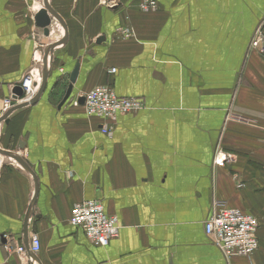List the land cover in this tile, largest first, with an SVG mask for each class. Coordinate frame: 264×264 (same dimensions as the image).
Here are the masks:
<instances>
[{
    "label": "crops",
    "instance_id": "obj_1",
    "mask_svg": "<svg viewBox=\"0 0 264 264\" xmlns=\"http://www.w3.org/2000/svg\"><path fill=\"white\" fill-rule=\"evenodd\" d=\"M140 1L49 0L66 44L52 53L37 103L0 123V149L38 183L35 191L20 164L0 155V264H264V55L249 48L264 0H153L148 11ZM41 7L0 0V109L43 55L33 22ZM121 26L132 36L119 37ZM103 85L144 103L118 116L110 135L70 102ZM218 153L231 157L222 167ZM87 200L118 219L105 247L69 223ZM216 200L258 220L252 255L227 259L204 234ZM33 234L38 253L18 258Z\"/></svg>",
    "mask_w": 264,
    "mask_h": 264
},
{
    "label": "built area",
    "instance_id": "obj_2",
    "mask_svg": "<svg viewBox=\"0 0 264 264\" xmlns=\"http://www.w3.org/2000/svg\"><path fill=\"white\" fill-rule=\"evenodd\" d=\"M109 7H114L112 1L108 2ZM157 7L153 0H143L140 8L144 11L153 10ZM116 34L123 38L132 36V31L127 26L116 29ZM249 48L264 55V18L254 31ZM111 72H114L112 69ZM33 79L28 76L22 79V90L28 101L37 92L38 83L31 88ZM84 99L82 107L87 116L96 117L101 121L100 131L102 134L110 135L118 116L137 112L143 109L141 100L134 97H119L114 90L108 86H97L89 92L81 95ZM11 99L5 100L2 104L3 111L9 108ZM72 104L79 106L78 100ZM5 112V111H4ZM231 157L218 153L214 157V164L222 167L226 159ZM242 184H238L241 188ZM69 223L81 229L87 240L93 246L105 247L109 242L118 237L119 222L117 217L109 216L104 206L98 200H87L75 204L70 213ZM258 220L251 214L229 206L225 201L216 200L212 203L210 216L204 221V234L212 244L224 255L225 258L248 257L259 248L257 230ZM26 247L23 245L15 249V255L22 259L26 254ZM40 249V242L36 235H31L28 249L30 255H35Z\"/></svg>",
    "mask_w": 264,
    "mask_h": 264
},
{
    "label": "water",
    "instance_id": "obj_3",
    "mask_svg": "<svg viewBox=\"0 0 264 264\" xmlns=\"http://www.w3.org/2000/svg\"><path fill=\"white\" fill-rule=\"evenodd\" d=\"M53 20L56 21V23L60 26V29H61L60 33L62 35V39L60 41H58V43H53L49 39L50 35H51L50 27L53 25L52 24ZM33 22H34V26L37 29L41 30L42 38L40 41V45L44 47L43 55H42L43 57H42V60L40 63V66H41V84H40V87H39L37 94L34 96L33 99H31L28 102H24L22 104L16 105L12 109H10L2 117H0V123L1 122L7 123L8 122V116L13 111L24 108V107L32 106L35 103H37V101L42 96V94L45 90V87H46L47 76H48L49 70H50V62L52 60V53L55 49L64 46L66 44V41H67L66 26H65L64 22L62 21V19L51 8L49 0H42V7L33 16ZM76 69H77V67L75 68V71L72 72L70 75L69 80L71 83L75 79ZM11 92L14 94L15 97H20L22 95V89L20 86H15ZM70 92H71V86H69L67 88V91L65 93V96H64L62 102L60 103V106H62L65 103V101L69 98ZM78 101H79V104H82L84 102V99L79 98ZM0 155L14 158L20 164V166L33 178L34 189H35V191H37L38 183L36 181V177L21 157H19L16 153L4 151L1 149H0ZM34 201H35V199L33 198L32 204H31L30 209L28 211V214L25 218L24 228L27 224L28 217H30L31 211L33 209ZM24 231H25V236H26V230H24ZM26 248L28 249V243L26 245Z\"/></svg>",
    "mask_w": 264,
    "mask_h": 264
},
{
    "label": "rangeland",
    "instance_id": "obj_4",
    "mask_svg": "<svg viewBox=\"0 0 264 264\" xmlns=\"http://www.w3.org/2000/svg\"><path fill=\"white\" fill-rule=\"evenodd\" d=\"M143 2V0L142 1H140V3H139V9H141L140 8V5H141V3ZM261 22V21H260ZM260 22L258 23V25L260 24ZM56 22H54L53 24L54 25H57V27H58V30H60L61 31V29H60V26L56 23ZM52 27V26H51ZM51 27H50V30H51ZM258 27V26H257ZM38 30H40V29H38ZM52 32H54V29H52V31H51V35H50V41H52L53 40V38H54V36L52 35L53 33ZM40 39L42 38V34H41V30H40ZM37 43V46H41L40 45V40H39V43L38 42H36ZM41 50L43 49V46H41V48H40ZM38 68L40 69L41 67H40V65H38ZM41 71V70H40ZM28 76H30V71H28V72H26L25 73V75L23 76V80L26 78V77H28ZM22 81L18 84V85H16V86H20L21 87V89H22ZM40 87V86H39ZM38 90H39V88H38ZM92 90V89H91ZM90 91V90H89ZM88 91V92H89ZM87 93V92H86ZM25 98V95L23 94V90H22V95L20 96V97H15L14 96V94L11 92L7 97H5L4 98V100L2 101V104H3V102H5V100H8V99H11L12 101H11V103L9 104V108H6L4 111H3V108H2V105H1V109H0V117H2L5 113H7L10 109H12L13 107H15L16 105H19V104H22V103H24V102H28V101H30L31 99H33L34 97H32L31 99H29L28 101H25V100H23ZM79 98H82L81 97V95L80 96H78V97H76V99L78 100ZM73 100H75V99H73ZM73 100H71L70 102H71V104H72V102H73ZM141 102H142V104H143V106H144V103H143V101L141 100ZM78 103H79V101H78ZM83 104V103H82ZM82 104H79V106H81ZM14 112V111H13ZM11 115V114H10ZM8 118H9V116H8Z\"/></svg>",
    "mask_w": 264,
    "mask_h": 264
},
{
    "label": "bare ground",
    "instance_id": "obj_5",
    "mask_svg": "<svg viewBox=\"0 0 264 264\" xmlns=\"http://www.w3.org/2000/svg\"><path fill=\"white\" fill-rule=\"evenodd\" d=\"M52 29H54V30L58 29L57 25L53 24L51 27V31H52ZM38 32H40V30H38ZM55 37H57V35H55ZM41 60H42L41 53L39 51H37V53L35 54V58H34V62H35L36 67L32 68L30 71V77L33 79V82L31 83V88L32 87L35 88V86H36L35 83L40 82V83H38L37 92H38V88L41 84V80H40L41 75H40V71L37 68V65H40ZM37 92L34 94V96L37 94Z\"/></svg>",
    "mask_w": 264,
    "mask_h": 264
}]
</instances>
